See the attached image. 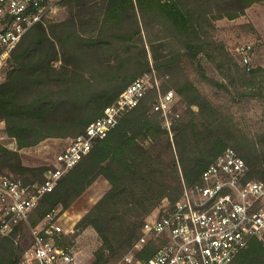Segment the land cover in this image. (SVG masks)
<instances>
[{
  "label": "trees",
  "instance_id": "obj_1",
  "mask_svg": "<svg viewBox=\"0 0 264 264\" xmlns=\"http://www.w3.org/2000/svg\"><path fill=\"white\" fill-rule=\"evenodd\" d=\"M261 2L61 0L59 6H68L67 18L30 28L4 66L0 83V122L18 149L47 137H77L121 91L152 70L165 76L161 91L173 88L186 107L179 116L173 108L169 129L161 112L153 110L159 90L150 91L41 198L29 223L36 225L58 206L67 209L104 177L110 188L82 215L78 227H93L101 240L91 264H117L142 235L146 218L162 201L175 204L184 186L199 182L202 172L228 146L253 172L260 171L253 161L264 158V135L259 137L261 149L250 140L239 142L236 121L201 91L184 64L190 61L202 79L229 90L227 83L208 76L201 54L217 60L222 75L239 89L237 94L247 96L240 87H251L254 81L251 77L235 81L234 67L239 75L248 70L243 71L234 58V64L229 62L226 45L213 39V31L216 20L236 19ZM241 60L244 63L243 55ZM55 61L61 64L56 67ZM259 69L249 71L255 77ZM1 160L0 172L6 163L21 173L24 182L45 181L46 167L24 166L19 151L0 140ZM252 171L249 168V177ZM26 173L34 176L25 177ZM25 226L21 222L0 238V264H18L22 259L27 248L23 239L29 233ZM230 264H264V242L253 237Z\"/></svg>",
  "mask_w": 264,
  "mask_h": 264
},
{
  "label": "built area",
  "instance_id": "obj_2",
  "mask_svg": "<svg viewBox=\"0 0 264 264\" xmlns=\"http://www.w3.org/2000/svg\"><path fill=\"white\" fill-rule=\"evenodd\" d=\"M60 1L0 0V83L3 68L20 40L36 24L46 23ZM251 50L250 44L242 50L248 66ZM160 87L156 70L135 79L72 139L48 169L44 182L27 183L0 173V238L28 220L41 198L152 89L159 90L153 110L161 112L170 129V114L180 99L174 89L163 93ZM62 221L61 210H50L33 229L32 244L18 264H84L88 254L84 245L96 236V230H82L76 222L66 228ZM72 234L74 239L68 242L66 238ZM253 237L264 238V181L249 178L244 158L228 147L202 172L199 182L184 186L175 204L146 218L142 235L118 264H230ZM63 239L66 241L61 243Z\"/></svg>",
  "mask_w": 264,
  "mask_h": 264
},
{
  "label": "rangeland",
  "instance_id": "obj_3",
  "mask_svg": "<svg viewBox=\"0 0 264 264\" xmlns=\"http://www.w3.org/2000/svg\"><path fill=\"white\" fill-rule=\"evenodd\" d=\"M68 15V6L64 4H62L61 6L58 5L52 17L48 19V22L64 20L68 17ZM215 22L216 30L213 31V39L218 42H223L226 45V48L232 57V60L229 62L231 64H234V58L243 71H245V68L248 71L251 68H260L259 71L256 73V76L253 77L251 71H246V73H240L239 75L237 69L234 67L235 71L232 73V76L234 77L236 82L241 81L242 77L246 79L251 77L254 81V84L251 87H240L241 93L247 92V96L238 95L237 91L239 89L235 88L230 83L229 78L222 75V71L224 70H221L217 66L219 65L218 61H214L212 59L210 60V58L204 55L203 53L201 54V61L206 69L208 76L216 81L219 80L220 82L227 83V85H229V90H226L218 84L202 79L197 73V71H195L190 61L187 60L184 66L187 68L191 78L195 80L194 82L200 87L201 91L207 96H209L212 101L215 102L217 105H220L224 109V111L230 117H232L233 120L236 121L239 126V129L241 130V134L239 135L237 140L239 142H243V140L245 139L250 140V142H254V144L257 145L258 149H261L263 146L261 141L259 140V137L264 135V0H262L261 3H254L249 8V11L247 9L245 15H242L236 19L223 18L216 20ZM253 22H255L256 24H254ZM248 44L252 46V50L250 52L249 66L245 65V63H243L241 60V56L243 55L242 50ZM149 56L150 62L151 64H153V59L150 53ZM60 64V61H55L53 63V65L56 67H58ZM160 76L159 78L162 83L163 78H165V76ZM179 99L180 105L177 107V112H179V114L181 115L185 112L186 106L182 102L180 97ZM193 108L197 109L195 105L193 106ZM172 134L173 132L171 129L170 135L172 136ZM73 138L75 137H47L34 146L18 149L16 141L14 139L9 138L5 132L4 121L0 122V140L3 141L4 145L11 150L19 151L20 160L24 166L32 168L46 167V171H43V175H45L48 169L54 165L57 156L69 146ZM149 142L150 139L146 140V144H148ZM228 147L232 148V145ZM254 148L255 146L253 148H250V150H254ZM263 150L264 149L262 148V151ZM0 162L2 164V160ZM253 163L259 166L258 168L260 171L253 172L252 168L248 166V172L250 168L253 176L249 177L248 175V177L263 181L264 158H260L259 160H257V162L253 161ZM1 168V172L3 174H10L16 177H19L21 174L12 170L6 163H4V166L2 165ZM28 174L31 173H26L25 177L28 176ZM33 176L34 175L32 173L29 177ZM109 188V182L104 177H99L67 209L64 210L62 206L56 207L57 209L61 210L63 219L62 222L65 227L70 228L76 222L75 226L79 228L78 224L82 215ZM169 205L170 203L168 201H162L160 207L156 209L153 214L159 212L160 210H163L166 206ZM29 218L28 220L22 222L26 225L25 228L29 232L23 239V244L27 246L26 250L32 244L33 229L38 225V223L36 225L29 223ZM73 239V234L72 236H68L66 238L68 242H72ZM66 240L63 239L61 243H64ZM261 240L264 242V238ZM100 244L101 240L98 234L88 240L87 244L84 245L83 250L85 253L88 252L87 258L86 260H84V264L92 263L94 252L97 250Z\"/></svg>",
  "mask_w": 264,
  "mask_h": 264
},
{
  "label": "crops",
  "instance_id": "obj_4",
  "mask_svg": "<svg viewBox=\"0 0 264 264\" xmlns=\"http://www.w3.org/2000/svg\"><path fill=\"white\" fill-rule=\"evenodd\" d=\"M250 8V7H249ZM249 8H248V11H249ZM254 24H256L255 22H253ZM257 26V25H256ZM258 27V26H257Z\"/></svg>",
  "mask_w": 264,
  "mask_h": 264
}]
</instances>
